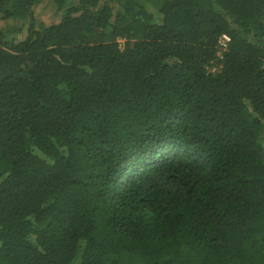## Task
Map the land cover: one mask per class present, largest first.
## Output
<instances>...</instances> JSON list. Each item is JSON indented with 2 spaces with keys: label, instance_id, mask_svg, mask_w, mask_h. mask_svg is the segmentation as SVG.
Listing matches in <instances>:
<instances>
[{
  "label": "trees",
  "instance_id": "obj_1",
  "mask_svg": "<svg viewBox=\"0 0 264 264\" xmlns=\"http://www.w3.org/2000/svg\"><path fill=\"white\" fill-rule=\"evenodd\" d=\"M9 20L0 264H264V0H0Z\"/></svg>",
  "mask_w": 264,
  "mask_h": 264
},
{
  "label": "rangeland",
  "instance_id": "obj_2",
  "mask_svg": "<svg viewBox=\"0 0 264 264\" xmlns=\"http://www.w3.org/2000/svg\"><path fill=\"white\" fill-rule=\"evenodd\" d=\"M65 10V9H64ZM64 10H61L58 5L54 2L45 1L35 8V17L37 19V28L39 24L42 23L44 25L50 26L52 24L60 23ZM15 22L13 20L9 21H0V29H9L12 31L13 25ZM39 29V28H38ZM25 33L18 38V41L25 40L27 37V31L24 30Z\"/></svg>",
  "mask_w": 264,
  "mask_h": 264
},
{
  "label": "built area",
  "instance_id": "obj_3",
  "mask_svg": "<svg viewBox=\"0 0 264 264\" xmlns=\"http://www.w3.org/2000/svg\"><path fill=\"white\" fill-rule=\"evenodd\" d=\"M230 42H231V38L228 35H223L219 41V44L222 49H226Z\"/></svg>",
  "mask_w": 264,
  "mask_h": 264
}]
</instances>
